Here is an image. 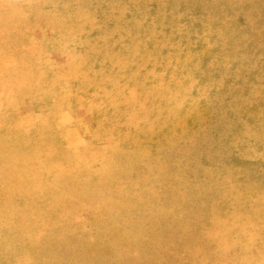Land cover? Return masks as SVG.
I'll list each match as a JSON object with an SVG mask.
<instances>
[{"label":"rangeland","instance_id":"obj_1","mask_svg":"<svg viewBox=\"0 0 264 264\" xmlns=\"http://www.w3.org/2000/svg\"><path fill=\"white\" fill-rule=\"evenodd\" d=\"M200 1L0 0V264H264V0Z\"/></svg>","mask_w":264,"mask_h":264},{"label":"bare ground","instance_id":"obj_2","mask_svg":"<svg viewBox=\"0 0 264 264\" xmlns=\"http://www.w3.org/2000/svg\"><path fill=\"white\" fill-rule=\"evenodd\" d=\"M200 1V0H199ZM201 2V1H200ZM208 2V1H207ZM226 2V1H225ZM240 4V3H239ZM191 5V4H190ZM212 5V4H211ZM214 5V4H213ZM202 6H204V5H202ZM237 6V5H236ZM209 7H211V6H209ZM215 7V6H214ZM210 9V8H209ZM222 11V10H221ZM218 12H219V10H218ZM240 15V14H239ZM244 18V17H243ZM233 19V18H232ZM225 20H226V18H225ZM227 21V20H226ZM229 22V21H228ZM234 25V24H233ZM235 28H237V27H235ZM231 29V28H230ZM234 30H236V29H234ZM244 32V31H243ZM231 35V34H230ZM235 35V34H234ZM231 37V36H230ZM236 39V38H235ZM234 39V40H235ZM231 41V40H230ZM232 42V41H231ZM241 44V43H240ZM229 49V48H228ZM238 56V55H237ZM231 57V56H230ZM164 112V111H163ZM164 132V131H163Z\"/></svg>","mask_w":264,"mask_h":264}]
</instances>
